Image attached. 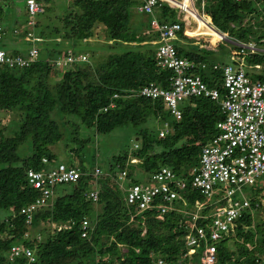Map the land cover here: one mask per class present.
I'll use <instances>...</instances> for the list:
<instances>
[{"label": "trees", "instance_id": "1", "mask_svg": "<svg viewBox=\"0 0 264 264\" xmlns=\"http://www.w3.org/2000/svg\"><path fill=\"white\" fill-rule=\"evenodd\" d=\"M14 1L0 0V22H6L1 19L3 8ZM138 3L69 0L67 10L59 17V27L35 23L34 34L39 37L35 61L22 67L0 65V264L10 263L9 248L14 244L32 252V260L21 254L14 257V264H157V260L161 264H192L195 260L194 254L183 257V234L204 196L191 185V172L198 165L200 148L217 133L215 124L222 114L218 102L195 96L179 102L180 118L174 119L160 99L136 95L149 82L168 87L173 75L171 69L157 65L154 38L140 35L146 28L141 31L132 27L137 20L145 22L146 18L148 28L149 17L136 10ZM47 10L43 7L39 15L44 16ZM197 12L211 28L207 26L203 35L194 37L211 47L224 42L218 33L222 34L229 40L225 44L229 46L226 54L230 61L246 60L256 65L253 68L258 71L253 75L264 79V53H233L236 44L250 39L264 47L259 42L264 37V0H201ZM22 14L25 19V7ZM174 15V9L165 3L155 11L160 22L173 21ZM96 26L103 29L108 48L118 52L96 59L90 56L86 62L65 68L53 64L52 58L65 50L77 53L76 43L91 37ZM52 36L55 39L51 40ZM189 40L192 39L176 34L172 42L177 54L204 63L209 70L201 69L199 75L221 96L220 71L211 69L214 61L209 57L214 52L194 41V46L185 45ZM7 52L25 55L26 48L21 53L13 48ZM52 71L60 74L55 80L48 78ZM114 93L117 96L112 98ZM109 102L114 107L102 111ZM13 110L18 113V121L6 135L5 117ZM53 113L62 119L61 126L51 117ZM160 121H167L172 128L162 137L147 126ZM79 124L97 134L132 125L136 127L133 148L108 157L97 185L89 176L52 185L45 204L32 212L28 227L20 209L39 196V191L28 182L26 171H45L53 164L75 162L70 160L71 154L67 156L70 162L55 158L57 152L65 150L66 139L86 141L76 135ZM67 125H73V129L66 132L62 126ZM161 167L168 168L173 179H181L184 186L179 188L174 181H167V192L154 195L150 208L144 210L127 204V188L133 184L153 186L152 175ZM121 171L124 176L117 179ZM93 187L99 189L96 201L86 196ZM169 191L176 196L166 199ZM259 203L258 210L264 208V195L259 197ZM161 206L164 212L159 211ZM204 211L206 208L200 213ZM82 218L92 225L85 237L80 236ZM64 224L68 228L61 227ZM263 224L261 219L253 225L250 214H244L216 244V264L226 260L230 264H264ZM27 231L33 232L24 235ZM256 231L261 234L259 241ZM229 239L233 242L224 245Z\"/></svg>", "mask_w": 264, "mask_h": 264}, {"label": "built area", "instance_id": "2", "mask_svg": "<svg viewBox=\"0 0 264 264\" xmlns=\"http://www.w3.org/2000/svg\"><path fill=\"white\" fill-rule=\"evenodd\" d=\"M138 2L136 10L149 17L148 28L142 32L141 36L154 38L157 65L171 69L173 75L169 77L168 87H160L149 82L139 88L136 95L160 99L164 109L174 119L180 118L179 102L195 96H205L218 102L222 114V118L215 124L217 133L200 148L198 165L192 168L191 185L204 196V200L196 204L195 211L191 214V222L185 225L183 234L186 246L183 257L194 254L195 260L192 264H216V244L226 233L232 231L233 224L244 214L248 213L253 218L252 213L260 206L259 197L244 194L243 190L257 182L260 183L264 178V79L247 74L243 70L242 60L236 64L233 62L212 63L211 69L219 70L221 74L223 93L220 96L218 89L208 86L198 73L201 69H207L206 65L178 55L172 42L177 33L192 37L188 33V30L192 28L190 20L192 14L189 11L194 10L197 14L192 0H186V2L183 0H138ZM162 3L174 9L173 21L160 22L156 18L155 11ZM24 7L26 18L23 29L15 27L11 29V32L14 35L23 33V39L28 43L26 54L8 53L0 47V65L22 67L38 58L39 51L35 44L34 27L35 18L43 11V6L37 0H24ZM5 34L4 28L0 26V40ZM259 42L264 46V37ZM236 47L233 53L246 54L259 51L258 47L261 46L250 39L245 44H236ZM86 60L85 54L74 53L71 50H65L61 56L52 58L55 66L64 68ZM112 96L116 97L117 94ZM110 106H114L112 102L109 103ZM105 109L107 107L103 108ZM160 124L158 136L162 137L171 131V126L167 121H160ZM41 160L48 162L46 158ZM80 167L79 163L70 162L53 164L45 171L30 168L26 171L28 182L39 191V196L20 209L28 227H30L32 212L45 204L46 198L51 194L52 185L72 183L81 176L91 177L97 185L96 182L102 175L100 170L94 167L93 171L88 172L81 170ZM123 176L124 172L121 171L117 179ZM173 178L174 175L168 168L161 167L152 175L155 182L153 186L137 184L129 186L125 202L135 205L138 210L150 208L148 204L154 195L167 192V181H174L179 188L184 186L181 179ZM98 191V187H93L86 193L87 198L96 201ZM174 196L176 193L169 191L166 199ZM205 208L207 211L200 213ZM158 209L164 212L165 207L161 206ZM156 217L161 219L160 215ZM198 220L202 223L197 224ZM61 227L68 228V224ZM80 229V236L85 237L92 229V225L86 218H82ZM30 233L27 231L24 235ZM21 254L27 260H32L31 250L22 249L16 244L11 245L9 264H14V257ZM157 264H161V260H157Z\"/></svg>", "mask_w": 264, "mask_h": 264}, {"label": "rangeland", "instance_id": "3", "mask_svg": "<svg viewBox=\"0 0 264 264\" xmlns=\"http://www.w3.org/2000/svg\"><path fill=\"white\" fill-rule=\"evenodd\" d=\"M20 1L22 0H15L14 2H12V5L11 3L10 4L7 3V7H6L7 9L3 8L5 14H2L1 19L8 21V19L12 17V14L16 18L20 19L22 13L17 12V10L20 11L23 7L22 2ZM39 1L42 3L43 7H48V10H47L48 12H46L44 16L38 15L36 17V20L38 21L37 23H39L40 25L48 24L49 26L55 25L59 27V17L61 16V14H64L65 11L67 10V4L69 0H48L44 3L42 2V0H39ZM192 2H193V6L198 11H200L201 0H193ZM197 22H199V20H197ZM0 23L2 27L5 24V22H0ZM191 25L192 27H194V24H191ZM132 27L134 29H140L141 31L144 28L147 29L146 18H145V22L144 21L141 22V20H137L136 24L133 25ZM37 38L39 39V37ZM56 38H58V42H61L60 37L57 36ZM50 39L53 40L55 39V37L52 36ZM190 39H192L191 40L192 42L189 40V42L185 43V45L194 46L195 44L193 43V41L195 43H199L198 42L199 40L196 37H191ZM40 44L42 43H39V45ZM199 44L205 49H210L214 52L213 54L209 56L212 61L218 62L221 64L231 63L230 56L226 54V52H228L227 50L229 49V46L225 44V42L219 44L217 49L207 48L205 44H202V43H199ZM0 46L6 51V50H10L11 46L16 47V48H27L28 43L17 42L15 44H12V43L8 44L7 42H5L4 47L1 44ZM74 48L78 53L80 52L86 53L87 59L88 58L90 59V56H93L96 59V57H102L107 53H111L115 51L118 52V50L116 49L108 48L103 29L99 26H96L94 28L93 34L91 37H89L85 41L77 42ZM242 65H243L244 71L245 69H248V68L254 70L253 66H255L256 68V65L249 63L246 60L242 61ZM263 68H264V65H263ZM257 71L258 70H254V73ZM59 76H60L59 73L57 72L55 73L52 71V73L49 74L48 78L49 80H55ZM58 116H59L58 113H53L51 115V117L58 123V125L61 126L62 119L60 118V116L59 117ZM5 121L7 123V127H6V130L3 131V133L7 135L9 133V130H11L14 124L18 121L17 111H14V110L10 111L5 117ZM147 126H149V128H152L153 131L157 132L161 124L160 122H156V123H149ZM62 128L66 132H68L73 129V125L72 126H68V125L62 126ZM135 130H136V127H133L132 125H125V126L116 127L108 133L97 134L92 129H88L79 124L76 135L80 139L86 138V141H83L80 143L78 141H70L69 139H66L68 143L64 147L65 150L57 152L55 159L58 161L66 162V160H69L67 156L69 155L70 157V154H71L70 160H73V161L75 160V162L79 163V165H83L85 169H87L86 171L88 172L93 171V168L97 167L100 170L101 174L104 175V171L106 169V161L111 154H117L123 151H129V152L131 151V149L133 148V144L135 142V138H136L134 135ZM19 153H22V152H19ZM243 191H244V194L257 197V198L264 195V178L261 179L260 183L257 182L253 186L246 187L244 188ZM252 214H253V220H254L253 225H255L256 223H259V220L261 219L264 220V208L254 211ZM255 238L257 239V241H259V239L261 240V234L258 231H256L255 233ZM232 242H233V239H229L227 241H224L223 244L229 246L228 243H232ZM224 264H230V262L226 260Z\"/></svg>", "mask_w": 264, "mask_h": 264}, {"label": "crops", "instance_id": "4", "mask_svg": "<svg viewBox=\"0 0 264 264\" xmlns=\"http://www.w3.org/2000/svg\"><path fill=\"white\" fill-rule=\"evenodd\" d=\"M48 1V0H47ZM20 2H22V4H23V0L22 1H20ZM39 3H41L40 1H38ZM2 4L3 5H5L6 6V4L4 3V1H2ZM42 4V3H41ZM24 7V6H23ZM23 7H22V9L21 8H19V9H21L20 11L19 10H17V12L18 13H22L23 12ZM22 17H20V19H18L17 18V21H12L11 20V18L12 19H16V17H10L9 19H8V21H6L5 22V24H4V28L6 29H4V31L5 32H7L6 34H5V36H4V38L2 39V40H0V44L4 47V44H5V42H7L8 44H15V43H17V42H24V43H26V41L23 39V33L22 32H19L18 34H12V32H11V29L12 28H15V27H18V28H21V29H23V25H24V16H23V14L21 15ZM190 20H191V23L192 24H194V27H192L191 29H189L188 30V33H189V35H191L192 37H194V36H197V35H203V34H201V33H203V29L204 28H206L207 29V25L205 24V22L203 21V19L200 17V16H198L197 14H196V12L194 11L193 13H192V17L190 18ZM197 20H199V22H197ZM12 21V22H11ZM36 22H38L37 20H36ZM42 25V24H41ZM0 26H1V23H0ZM213 36V35H212ZM35 38H36V41H38V38H37V36L35 35ZM187 38H189V37H187ZM214 39H216V38H214ZM203 44V43H202ZM207 48H216L217 49V47L219 46V44H217L216 46H207V45H205ZM18 49V51L21 53V52H23L24 51V49L25 48H16V47H13V46H11L10 47V49ZM258 49H259V52L261 53H264V47H258ZM5 50V49H4ZM7 51V50H6ZM11 52V51H10ZM18 52V53H19ZM214 63H217V64H221V63H218V62H214ZM257 68V67H256ZM207 70H209L208 68H207ZM209 72V71H208ZM245 72L246 73H248L249 75H251V76H254L253 74H255L254 73V70L253 69H245Z\"/></svg>", "mask_w": 264, "mask_h": 264}, {"label": "clouds", "instance_id": "5", "mask_svg": "<svg viewBox=\"0 0 264 264\" xmlns=\"http://www.w3.org/2000/svg\"><path fill=\"white\" fill-rule=\"evenodd\" d=\"M37 1H38V0H37ZM192 3H193V2H192ZM42 6H43V5H42ZM194 8H195V7H194ZM195 9H196V8H195ZM42 12H43V11H42ZM39 14H40V13H39ZM39 14H38V15H39ZM38 15H37V16H38ZM197 15L200 16L198 12H197ZM37 16H36V17H37ZM200 17L202 18V16H200ZM25 18H26V17H25ZM202 19H203V21L205 22V24H206L207 26H209V25H208V21H207L206 19H204V18H202ZM35 22H36V18H35ZM191 26H192V25H191ZM209 27H210V26H209ZM210 28H211V27H210ZM217 33H218V32H217ZM141 34H142V32H141ZM218 34H219L220 36L222 35V34H220V33H218ZM224 37H225V36H224ZM190 38H191V37H190ZM225 38H226V37H225ZM144 39H145V38H144ZM222 39H223L224 42H225V41H226V42H227V41L229 42V40H225L224 38H222ZM198 40H199V39H198ZM198 42L201 43L200 40H199ZM35 44H36V46H37V41L35 42ZM37 47H38V46H37ZM217 48H218V47H217ZM77 53H78V52H77ZM80 53H82V52H80ZM82 54H85V55H86V53H82ZM86 58H87V55H86ZM86 61H88V59H87ZM86 61H84V62H86ZM80 63H81V62H80ZM218 71H219V70H218ZM220 75H221V74H220ZM114 94H117V93H114ZM112 98H115V97L112 96ZM109 103H111V102H109ZM109 103L107 104V106H103L101 110H102V111H106L108 108H113V107H114V106H110V107H109ZM112 103H113V102H112ZM113 105H114V103H113ZM104 107H107V109L103 110ZM171 131H172V128H171ZM157 135H158V130H157ZM158 137H159V136H158Z\"/></svg>", "mask_w": 264, "mask_h": 264}, {"label": "bare ground", "instance_id": "6", "mask_svg": "<svg viewBox=\"0 0 264 264\" xmlns=\"http://www.w3.org/2000/svg\"><path fill=\"white\" fill-rule=\"evenodd\" d=\"M184 2H186V0H183ZM191 14L194 12V10H190L189 11ZM231 41V40H230ZM232 43V42H231Z\"/></svg>", "mask_w": 264, "mask_h": 264}, {"label": "water", "instance_id": "7", "mask_svg": "<svg viewBox=\"0 0 264 264\" xmlns=\"http://www.w3.org/2000/svg\"><path fill=\"white\" fill-rule=\"evenodd\" d=\"M222 38H224L225 40H228L227 38H225L223 35H221Z\"/></svg>", "mask_w": 264, "mask_h": 264}]
</instances>
